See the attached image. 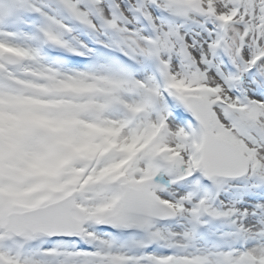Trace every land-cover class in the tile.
I'll list each match as a JSON object with an SVG mask.
<instances>
[{"label":"snow or ice","instance_id":"6c2138e0","mask_svg":"<svg viewBox=\"0 0 264 264\" xmlns=\"http://www.w3.org/2000/svg\"><path fill=\"white\" fill-rule=\"evenodd\" d=\"M0 264H264V0H0Z\"/></svg>","mask_w":264,"mask_h":264}]
</instances>
